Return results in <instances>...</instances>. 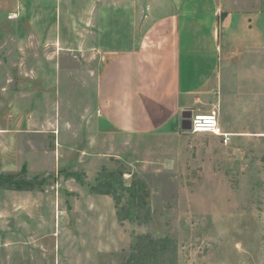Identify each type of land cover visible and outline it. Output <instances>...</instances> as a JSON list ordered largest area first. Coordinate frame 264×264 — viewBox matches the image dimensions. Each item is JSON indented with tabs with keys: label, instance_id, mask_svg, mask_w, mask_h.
I'll list each match as a JSON object with an SVG mask.
<instances>
[{
	"label": "rangeland",
	"instance_id": "obj_1",
	"mask_svg": "<svg viewBox=\"0 0 264 264\" xmlns=\"http://www.w3.org/2000/svg\"><path fill=\"white\" fill-rule=\"evenodd\" d=\"M27 2L13 0L22 26L0 11V30H30ZM46 2L51 5L37 7L41 25L42 16L51 23L60 16L57 0ZM44 8L51 10L44 14ZM232 47L206 94L205 111L218 115L226 136L181 124L135 135L114 130L108 136L112 148L101 147L89 165L53 171L52 147L50 164L39 172L40 166L25 165L26 149L32 142L41 149L53 135H28L23 124L17 151L1 135L0 175L16 174L30 186L0 183V264H264V48L244 56V47ZM32 72L5 70L0 77ZM37 74L29 93L17 97L19 117L35 114L40 121L50 114L59 129L67 114L60 84L66 71ZM9 111L7 102L0 104V126H14ZM59 192L64 196L56 197ZM72 192L107 195L117 223L106 224L109 217L99 209L90 213L98 223L89 229L84 208L74 212Z\"/></svg>",
	"mask_w": 264,
	"mask_h": 264
},
{
	"label": "crops",
	"instance_id": "obj_2",
	"mask_svg": "<svg viewBox=\"0 0 264 264\" xmlns=\"http://www.w3.org/2000/svg\"><path fill=\"white\" fill-rule=\"evenodd\" d=\"M27 5L26 11L32 9L30 30H0V71L34 72L0 77V104H9V124L14 125L0 126V136L8 137L17 151L23 124L28 135H53L54 141L48 137L41 149L33 142L25 148V165L40 166L39 172L50 164L52 147L51 169L65 172L70 166L89 165L108 143L112 148L108 136L114 130L146 134L180 125L186 111L210 112L205 111L210 104L206 94L216 85L228 46L244 47V56L257 46L264 48V0H57L59 20L51 23L50 17L42 16L43 25L36 18L37 7L51 4L28 0ZM0 6H6L0 11L10 24L22 26L13 0H1ZM50 10L44 8L43 13ZM251 38L258 43L250 44ZM46 69L66 71L60 84L67 114L59 129L50 114L40 121L35 114L25 121L19 117V93H29L37 71ZM49 93L50 89L47 97ZM72 193L77 198L74 212L84 208L89 229L98 223L89 215L99 209L109 217L106 224L117 223L107 195Z\"/></svg>",
	"mask_w": 264,
	"mask_h": 264
},
{
	"label": "built area",
	"instance_id": "obj_3",
	"mask_svg": "<svg viewBox=\"0 0 264 264\" xmlns=\"http://www.w3.org/2000/svg\"><path fill=\"white\" fill-rule=\"evenodd\" d=\"M191 131L195 133H212L220 136H226L223 131L220 119L215 112L191 113Z\"/></svg>",
	"mask_w": 264,
	"mask_h": 264
},
{
	"label": "trees",
	"instance_id": "obj_4",
	"mask_svg": "<svg viewBox=\"0 0 264 264\" xmlns=\"http://www.w3.org/2000/svg\"><path fill=\"white\" fill-rule=\"evenodd\" d=\"M0 183L8 184L10 187H13L16 189H24L30 186L29 181L18 179L16 174L0 175ZM107 185L111 186L112 180H108Z\"/></svg>",
	"mask_w": 264,
	"mask_h": 264
},
{
	"label": "water",
	"instance_id": "obj_5",
	"mask_svg": "<svg viewBox=\"0 0 264 264\" xmlns=\"http://www.w3.org/2000/svg\"><path fill=\"white\" fill-rule=\"evenodd\" d=\"M191 113H192L191 111H186L185 113H183L181 127L184 130H191V121H190Z\"/></svg>",
	"mask_w": 264,
	"mask_h": 264
}]
</instances>
